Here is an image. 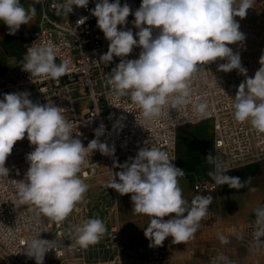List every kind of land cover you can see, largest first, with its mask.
<instances>
[{
    "label": "clouds",
    "instance_id": "clouds-1",
    "mask_svg": "<svg viewBox=\"0 0 264 264\" xmlns=\"http://www.w3.org/2000/svg\"><path fill=\"white\" fill-rule=\"evenodd\" d=\"M88 3L89 0H66L63 7L70 13L73 5L86 8ZM251 7L252 0H240L238 6L236 0H142L132 13L127 3L121 6L120 0H100L91 14L110 43L99 61L107 65L114 57L121 58L108 72L107 85L114 95L129 96L148 122H154L169 105L178 108L192 104L196 112L205 114L207 103L193 102L192 77L203 65L217 59L227 61L219 65V70L237 69L247 75L239 53L234 54L228 45L244 40L234 17L244 18ZM35 14L34 7L26 9L20 0H0V20L8 27L9 35H15L21 25L30 24ZM130 14L135 17L138 39L130 29L118 30ZM86 19L81 18L77 24ZM136 47L141 49L138 58L126 59ZM55 58L51 44L31 46L22 69L30 76L58 80L67 73V61L57 64ZM260 64L254 78L239 85L232 107L237 122H249L258 133H264V56ZM29 95L10 93L0 100V176H8L5 162L16 142L26 135L35 149L26 157L30 166L25 179L17 182L20 202L34 206L38 215L61 223L88 190L79 175L86 154L98 150L114 155L115 149L100 142L103 125L85 147L73 137L72 124L63 115L65 109L53 103H33ZM205 159L215 165V171L208 175L218 185L244 186L239 177L226 174L228 170L216 163L212 153ZM172 161L158 147H143L130 163L117 165L121 170L113 173L109 183V188L119 194H131L135 213L151 217L144 231L150 247L162 246L168 237L174 244L189 241L212 202L211 196L204 195L195 196L190 203L183 198L179 178L184 176V170ZM255 215V237L259 240L264 237V207L256 209ZM105 232L102 220L88 219L75 227V243L87 248ZM39 234L27 243L26 255L34 258L36 264H43L45 254L54 249V240L38 238ZM220 239L227 243L224 237Z\"/></svg>",
    "mask_w": 264,
    "mask_h": 264
},
{
    "label": "built area",
    "instance_id": "built-area-1",
    "mask_svg": "<svg viewBox=\"0 0 264 264\" xmlns=\"http://www.w3.org/2000/svg\"><path fill=\"white\" fill-rule=\"evenodd\" d=\"M141 2L126 0L120 4L127 3L134 13ZM65 3L66 0H42L38 25L24 43V58L27 48L51 44L56 53L55 62L67 61V73L54 80L30 76L21 66L8 79L0 80V100L5 94L28 92L33 103H53L65 109L63 115L72 124L73 137L80 139L85 147L96 138L95 131L104 126L99 140L114 147V155L89 151L79 173L83 180H96L97 185L89 188L95 196L109 200L121 196L109 188L113 173L121 170L117 165L130 163L143 147H158L167 152L175 165L176 133L184 125L212 122L213 156L227 172L264 157V133H258L249 122H237L232 107L239 85L247 78H254L264 56V25L253 4L244 18L234 17L244 40L228 45L234 54L239 53L247 75L237 69L219 70V65L227 62L222 59L203 65L192 77L191 92L193 102L207 103L206 113L196 112L192 104L178 108L169 105L154 122H148L129 96L114 95L106 83L108 72L121 58L114 57L107 65L99 61L107 53L110 42L91 14L95 8L92 1L89 0L86 8L73 5L70 13L64 9ZM239 3L236 0L237 6ZM83 17H87L85 22L77 24ZM134 19L130 14L127 23L118 25V30L130 29L138 39ZM140 51L139 47L134 48L126 59H137ZM34 149L26 135L16 142L5 162L8 176H0V264H36L34 258L26 255V245L39 233L38 238L54 240V249L45 254L43 264H259L251 256L264 237L256 239L255 222L236 224L231 233L214 229L196 231L186 243L174 244L168 237L162 246L150 247L149 239L127 242L116 212L112 211L114 219L103 221L106 232L100 240L87 248L79 247L75 243V227L84 223L91 204H76L63 222L56 223L38 215L34 206L20 202L17 182L25 179L30 166L26 157ZM218 186L209 176L196 180L192 192L206 196L215 193ZM221 236L227 243L221 241Z\"/></svg>",
    "mask_w": 264,
    "mask_h": 264
},
{
    "label": "crops",
    "instance_id": "crops-1",
    "mask_svg": "<svg viewBox=\"0 0 264 264\" xmlns=\"http://www.w3.org/2000/svg\"><path fill=\"white\" fill-rule=\"evenodd\" d=\"M20 3L26 9H28L30 6L34 7L36 13L34 18L30 21V24L24 25V31L26 32V38L23 42L22 48L24 56V43L38 25L42 0H20ZM252 4L256 8V13L258 15V19L260 20V23L264 25V0H252ZM5 27L6 25L4 24V22L0 20V42L3 41ZM21 66H23V62ZM15 70L16 68H14L13 70H8V78L13 74ZM206 122H210L211 124V131L207 138L208 153H206L204 157H198V161L191 165L181 163L178 164L175 160V166L184 170V176L187 177L190 182L188 188L191 197L187 200L189 203L195 197V194L192 192V184L196 180L209 177L208 173L212 171L213 164H209L205 157L209 153L213 154V126L212 122L209 120L202 121L194 125L180 126L178 127L176 133V145L174 149L175 158L177 157V138L180 136V133L186 132L187 134H192V136H194L193 138H195L198 126ZM196 168L204 169L201 170V173L194 174L192 171ZM226 174L239 177L241 182L244 183V186L241 188H230L228 185H219L215 193L206 195L212 197V202L208 207L206 216L200 221L197 231H207L214 229L216 231L223 230L227 233H231L232 227L236 224L255 222L256 209L264 207V157L239 166L227 172ZM183 198L185 199V197ZM80 202L87 201L82 200ZM135 218L138 217L135 216ZM164 219L167 218L165 217ZM134 222L138 223L136 221ZM139 223L142 224L143 222L140 221ZM122 227L124 229V237L127 242L139 243L143 240H146L144 239L145 237L143 235L137 233H127L126 227ZM252 254L253 256H251V259H256L259 261V264H264V242H262V244L258 248H255Z\"/></svg>",
    "mask_w": 264,
    "mask_h": 264
},
{
    "label": "rangeland",
    "instance_id": "rangeland-1",
    "mask_svg": "<svg viewBox=\"0 0 264 264\" xmlns=\"http://www.w3.org/2000/svg\"><path fill=\"white\" fill-rule=\"evenodd\" d=\"M94 6L100 0H91ZM126 0H120V3ZM110 3L115 2V0H109ZM9 29L6 26L3 36V41L0 42V79L8 78L9 69L19 68L22 62H24V56L22 52L23 42L26 38V32L24 31V25H21L20 29L15 35L8 34ZM211 131L210 122L202 123L198 126L196 130V136L192 134H187L186 132L180 133L177 138V148L175 158L176 162L179 164H194L198 161V157L205 156L208 153L207 138ZM175 151V150H174ZM204 168H196L192 172L194 174L201 173ZM191 175V173H190ZM88 185V190L84 194L83 200L91 204L92 208L89 214L83 218V221L88 219L98 218L103 221L113 220L112 211L116 212V218L120 225L126 227L127 233H137L145 237L144 231L149 224L151 217L143 214H137L133 211V203L131 201V194H125L118 196L116 200H109L107 198H101L95 196V192L89 190L90 187L97 185L94 178L84 180ZM189 180L187 177L179 178V187L182 189V195L185 200L190 199L191 194L189 191ZM196 196V195H195ZM88 197V198H87ZM112 209V210H111ZM110 216H109V214ZM137 216L138 218H135ZM133 218V219H132ZM168 219V217H166ZM134 221L138 222L135 223ZM143 222L140 224L139 222ZM144 239L147 240L145 237Z\"/></svg>",
    "mask_w": 264,
    "mask_h": 264
},
{
    "label": "bare ground",
    "instance_id": "bare-ground-1",
    "mask_svg": "<svg viewBox=\"0 0 264 264\" xmlns=\"http://www.w3.org/2000/svg\"><path fill=\"white\" fill-rule=\"evenodd\" d=\"M175 140H176V138H175ZM175 145H176V142L174 143V149H175Z\"/></svg>",
    "mask_w": 264,
    "mask_h": 264
}]
</instances>
